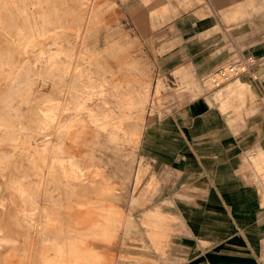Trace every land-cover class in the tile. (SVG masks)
Segmentation results:
<instances>
[{
  "label": "rangeland",
  "instance_id": "rangeland-1",
  "mask_svg": "<svg viewBox=\"0 0 264 264\" xmlns=\"http://www.w3.org/2000/svg\"><path fill=\"white\" fill-rule=\"evenodd\" d=\"M118 1L26 0L17 11L0 0V264H44L57 245L65 264L74 248L82 264H160L136 247L150 236L166 257L179 230L178 218L149 210L163 187L140 147L147 123L203 89L183 66L159 73ZM204 81L223 111H255L249 82ZM251 158L264 181V152Z\"/></svg>",
  "mask_w": 264,
  "mask_h": 264
},
{
  "label": "crops",
  "instance_id": "crops-1",
  "mask_svg": "<svg viewBox=\"0 0 264 264\" xmlns=\"http://www.w3.org/2000/svg\"><path fill=\"white\" fill-rule=\"evenodd\" d=\"M250 1H118L159 73L173 76L183 66L203 89L144 129L141 153L163 187L149 210L178 218L179 230L166 257L150 236L135 256L160 264H264V181L251 158L264 152V0H253L259 11ZM237 11L254 13L233 21ZM237 55L257 60L256 79L242 76L254 91L255 111L242 119L223 111L219 89L204 81Z\"/></svg>",
  "mask_w": 264,
  "mask_h": 264
},
{
  "label": "bare ground",
  "instance_id": "bare-ground-1",
  "mask_svg": "<svg viewBox=\"0 0 264 264\" xmlns=\"http://www.w3.org/2000/svg\"><path fill=\"white\" fill-rule=\"evenodd\" d=\"M3 3V2H2ZM5 3V2H4ZM6 3L11 7V9L12 10H17V11H23V8L25 7V4H26V0H6ZM0 4H1V2H0ZM40 5V4H39ZM6 7V6H5ZM4 10V9H3ZM2 13V12H1ZM7 15V14H6ZM1 17V16H0ZM2 20V19H1ZM3 21V20H2ZM7 21V20H6ZM5 21V22H6ZM28 21V20H27ZM4 23V22H3ZM36 23V22H35ZM1 24V23H0ZM46 33V32H45ZM62 36V35H61ZM34 39V38H33ZM25 40V39H24ZM33 43V42H32ZM31 43V44H32ZM35 43V42H34ZM28 50V49H27ZM42 54V53H41ZM53 54V53H52ZM28 55V54H27ZM68 55V54H67ZM71 55V54H70ZM42 56V55H41ZM45 56V55H44ZM48 56V55H47ZM55 56V55H54ZM45 58V57H44ZM48 58V57H47ZM49 60L50 61H52V60H54V57L53 56H50L49 57ZM69 61V60H68ZM68 65V64H67ZM49 66V65H48ZM72 66V65H71ZM71 66H69V67H71ZM70 69V68H69ZM69 73V72H68ZM90 74V73H89ZM103 99V98H102ZM74 100V101H73ZM72 100V102H71V104H73V105H83L78 99H73ZM47 103H49V104H47V105H51V106H54V105H56V104H58V103H55V101L54 100H49ZM101 104V103H100ZM63 107V106H62ZM98 107V106H97ZM55 109L56 108H58L59 109V107L56 105V107H54ZM54 108H52V109H50L49 110V112H47L46 113V115H45V118H46V120L47 121H50V122H55V120H56V115H55V113H54ZM82 108V107H81ZM107 108V107H106ZM71 109V108H70ZM79 110H80V108H79ZM81 110H84V111H86L85 109H81ZM97 110V109H96ZM62 111V110H61ZM65 111V110H64ZM67 111H68V109H67ZM73 111V110H72ZM76 111H78V109L76 110ZM88 111V110H87ZM116 112V111H115ZM87 114H88V112H87ZM90 114V113H89ZM43 116V115H42ZM67 117V116H66ZM90 118L91 119H95V116H93V115H90ZM105 119V118H104ZM89 120V119H88ZM66 121V120H65ZM72 121H73V119H72ZM91 121V120H90ZM95 121V120H94ZM100 121V120H99ZM108 121V120H107ZM106 121V122H107ZM49 122V123H50ZM89 122V121H88ZM93 122V121H92ZM46 123L47 122H45V125H46ZM99 123V122H98ZM97 123V124H98ZM70 124H71V122H70ZM93 124V123H92ZM69 125V124H68ZM67 125V126H68ZM44 126V125H43ZM51 126V125H50ZM71 126H72V124H71ZM55 127V126H54ZM104 127V126H103ZM103 127H101V129L103 128ZM114 127V126H113ZM39 128V127H38ZM106 128V127H105ZM104 128V129H105ZM117 128V127H116ZM45 129V128H44ZM46 129H47V127H46ZM123 129V128H122ZM50 130V129H49ZM48 130V131H49ZM52 130V129H51ZM54 131V130H53ZM62 131V130H61ZM54 141V140H53ZM51 144V143H50ZM50 144L48 143V145L50 146ZM63 144V143H62ZM48 146V147H49ZM53 147V146H52ZM45 149V148H44ZM62 149V148H61ZM60 150V149H59ZM58 150V151H59ZM35 153V152H34ZM62 153V152H61ZM38 155V154H37ZM42 155H43V153H42ZM57 157V156H56ZM42 160V159H41ZM53 161V160H52ZM57 161V160H56ZM59 161V160H58ZM61 161V160H60ZM69 161H70V159H69ZM71 162V161H70ZM74 162V161H73ZM52 163V162H51ZM35 164V163H34ZM55 164V163H54ZM45 165V164H44ZM56 165V164H55ZM63 165V164H62ZM66 165V164H65ZM60 166V165H59ZM69 166V165H68ZM45 167V166H44ZM75 168V167H74ZM78 168V167H77ZM62 169H63V167H62ZM51 170V169H50ZM54 171V170H53ZM55 171H56V169H55ZM65 171V170H64ZM79 171V170H78ZM80 172V171H79ZM72 173V172H71ZM70 173V174H71ZM47 174V173H46ZM54 174V173H53ZM66 174V173H65ZM64 175V174H63ZM83 175V174H82ZM53 178V177H52ZM70 179H71V177H70ZM77 180V179H76ZM23 181V180H22ZM69 185V184H68ZM20 190V189H19ZM22 192V191H21ZM47 194V193H46ZM28 196V195H27ZM47 196V195H46ZM28 198V197H27ZM30 198V197H29ZM44 233V232H43ZM77 248H74L73 250V252L71 253V255H70V259H73L74 260V262H75V264H82V260H83V258L81 259V256H80V254L77 252V250H76ZM81 249V248H80ZM84 251H86V248L85 249H83ZM55 251H56V255H57V258H55V259H51V260H46L45 261V263L44 264H65V261H66V258L64 257V255H63V251H62V248L60 247V246H56L55 247ZM94 257V256H93ZM92 256H91V258H92V260L94 261V263H95V258H93ZM60 259V260H59ZM89 259H90V257H89ZM91 260V261H92ZM69 262H71V261H69ZM86 262V261H85ZM88 262V261H87ZM43 263V262H42ZM71 264V263H70Z\"/></svg>",
  "mask_w": 264,
  "mask_h": 264
},
{
  "label": "built area",
  "instance_id": "built-area-1",
  "mask_svg": "<svg viewBox=\"0 0 264 264\" xmlns=\"http://www.w3.org/2000/svg\"><path fill=\"white\" fill-rule=\"evenodd\" d=\"M256 64L257 60L253 55L235 57L211 73L209 78L212 80L215 88L222 86L231 79L240 78L242 80V76L245 75H251L253 79H256L252 74Z\"/></svg>",
  "mask_w": 264,
  "mask_h": 264
}]
</instances>
